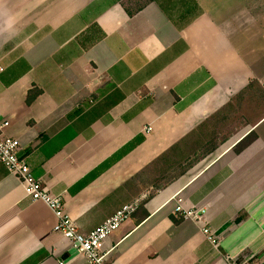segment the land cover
Listing matches in <instances>:
<instances>
[{"label":"crops","instance_id":"obj_1","mask_svg":"<svg viewBox=\"0 0 264 264\" xmlns=\"http://www.w3.org/2000/svg\"><path fill=\"white\" fill-rule=\"evenodd\" d=\"M223 1L0 0V121L34 176L63 193L82 233L137 203L104 241L105 264H228L226 255L242 253L264 264V114L143 199L142 177L152 184L157 174H146L148 166L177 144L199 138L201 147L190 134L232 114L230 102L251 82L264 83V45H249V36L238 44V11L223 10ZM257 8L240 13L260 34L264 4ZM250 133L254 140L237 151ZM136 136L144 138L138 146L77 187ZM179 199L204 216L175 212ZM56 221L0 162V264L38 253L36 264H90Z\"/></svg>","mask_w":264,"mask_h":264},{"label":"built area","instance_id":"obj_2","mask_svg":"<svg viewBox=\"0 0 264 264\" xmlns=\"http://www.w3.org/2000/svg\"><path fill=\"white\" fill-rule=\"evenodd\" d=\"M9 122L0 121V162L3 163L8 173L17 176L24 189V193L31 201H42L54 213L57 221L54 230L66 237L71 249L86 257L90 264H105L106 254L102 252L104 241L136 210L137 203H128L117 209L103 223L94 227L87 233H82L66 211L63 193L53 194L44 186L41 179L34 176L27 156L22 154L20 141L6 134ZM152 128L147 126L146 132ZM184 218L200 220L206 209L196 206L186 207L181 200L175 207ZM208 241L215 247L219 246V237L208 226L202 229ZM228 264H251L254 259L252 253H242L236 256L226 255ZM60 264H65L64 261Z\"/></svg>","mask_w":264,"mask_h":264},{"label":"rangeland","instance_id":"obj_3","mask_svg":"<svg viewBox=\"0 0 264 264\" xmlns=\"http://www.w3.org/2000/svg\"><path fill=\"white\" fill-rule=\"evenodd\" d=\"M252 7H258L256 10L261 9V5L264 4V0H233V2L223 1L221 6L223 10L233 9L235 12L238 11L239 24L241 25V31L239 36L238 44H243V39L249 36V45H264V37L262 32L255 34V29L249 27L245 22L243 14L240 11L247 5ZM243 11H246L244 9ZM247 26V28L245 27ZM244 27V28H243ZM249 27V28H248ZM256 27V25L254 26ZM258 27V26H257ZM253 28L252 33H247L249 29ZM264 30V26L261 27V31ZM254 33V35H252ZM253 37H250V36ZM237 39V38H236ZM233 113H224L221 118L215 121L210 120V126L207 129V145L205 149H198V142L189 143L185 146L174 147V149L167 155L162 157V154L157 158L155 163L147 167L146 174H154V170L157 169V174L154 175L153 183H150V176L142 177L143 189H144V200L148 198L155 190L161 189L178 179L186 171L195 166L201 156L209 153V150L218 146V143L224 140L227 136L234 133V129L238 127L237 132L241 134L244 129L248 128L249 125L254 124L264 114V83L253 81L250 88L241 95H237L232 99ZM197 139V138H196ZM164 185V186H163ZM181 200V199H179ZM178 200V201H179ZM182 202V200H181Z\"/></svg>","mask_w":264,"mask_h":264},{"label":"trees","instance_id":"obj_4","mask_svg":"<svg viewBox=\"0 0 264 264\" xmlns=\"http://www.w3.org/2000/svg\"><path fill=\"white\" fill-rule=\"evenodd\" d=\"M252 82L245 88L243 89L239 94L241 95L242 93H244L246 90H248L251 86ZM35 96V92L30 91L28 93V98H27V102H31V100L34 98ZM232 102H230L229 105H231ZM80 108L76 109L72 114L73 115H77L79 114ZM211 119H215V115H213L212 117H210L208 120H206L204 123H202L201 125H199V127L196 129V132H192L190 134V137L192 136H196L198 135V137L200 136V144L204 147H199V148H205V146L207 145V129L209 128V124H210V120ZM211 125V124H210ZM200 134V135H199ZM256 137L255 133H250L248 134L246 137L243 138V140L240 141V143L238 144V146L236 147L237 151H241L243 148H245L248 144H250L254 138ZM143 137L142 136H136L135 138H133L132 140H130L128 143H126L121 149H119L113 156H111L108 160H106L104 163H102L100 166H98L94 171H92L89 175H87L82 181H80L77 185V187H82L84 186L86 183H88L90 180H92L100 171L108 168L110 165H112L114 162H116L117 160H119L120 158H122V156H124L125 154H127L128 152H130L131 150H133L136 146H138L142 141H143ZM199 142V138L196 139L197 143ZM199 144V143H198ZM179 146H183L180 144H177L174 147H179ZM199 146V145H198ZM174 147H172L170 150L164 152L162 154V157L167 155L168 153H170ZM198 148V149H199ZM214 150V147H212L209 152H212ZM172 153V152H171ZM164 186V185H163ZM241 215L237 218L238 220L241 219ZM40 260L39 258V253L33 255L32 257H30L28 260H26L25 262H23L22 264H36L38 261Z\"/></svg>","mask_w":264,"mask_h":264}]
</instances>
